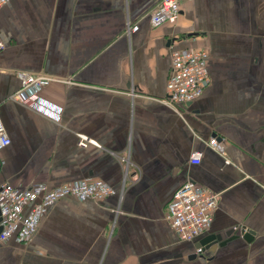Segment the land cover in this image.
I'll use <instances>...</instances> for the list:
<instances>
[{"label":"crops","instance_id":"obj_1","mask_svg":"<svg viewBox=\"0 0 264 264\" xmlns=\"http://www.w3.org/2000/svg\"><path fill=\"white\" fill-rule=\"evenodd\" d=\"M159 1L0 7V110L10 138L0 183L53 188L90 177L115 190L101 201L64 196L30 241L0 243V264H264V0H181L177 20L156 26ZM183 49L208 52L209 80L177 112L163 99L171 53ZM17 71L52 79L38 93L62 108L59 120L13 98ZM79 135L99 146H79ZM214 137L224 156L206 144ZM187 180L219 193L210 226L192 241L166 218ZM215 234L225 243L205 256L201 240Z\"/></svg>","mask_w":264,"mask_h":264},{"label":"built area","instance_id":"obj_2","mask_svg":"<svg viewBox=\"0 0 264 264\" xmlns=\"http://www.w3.org/2000/svg\"><path fill=\"white\" fill-rule=\"evenodd\" d=\"M8 0H0V7ZM181 0H160L150 13V22L159 25L165 22L174 23L180 12ZM138 29L136 24H128L127 32ZM3 44L0 42V50ZM208 52L204 49L174 50L171 53V69L166 82V96L163 102L179 112L178 106L192 102L201 96L208 83L206 65ZM20 87L13 98L22 105L57 121L62 108L41 97L38 89L47 85L52 79L45 75H36L26 71H17ZM10 144L1 118L0 110V151ZM99 146L97 142L84 135H79L78 145ZM206 144L221 155H225L223 142L215 137ZM201 152L194 151L190 155V163L200 162ZM115 190L106 182L90 177L73 180L48 188L45 182H36L29 186H19L8 182L0 183V243L13 238L19 243L31 240L41 218L49 206L63 198L73 196L83 201L91 199L101 201L114 194ZM219 193L202 187L191 180L180 185L167 205L166 218L182 241H192L210 226ZM27 208V210H25ZM201 251V248H198Z\"/></svg>","mask_w":264,"mask_h":264},{"label":"water","instance_id":"obj_3","mask_svg":"<svg viewBox=\"0 0 264 264\" xmlns=\"http://www.w3.org/2000/svg\"><path fill=\"white\" fill-rule=\"evenodd\" d=\"M0 221H1V217H0ZM0 231H1V226H0ZM241 231L243 233L244 238H246L247 235L252 233L251 230H244V228L241 229ZM232 233H234V230L230 229L227 232H225V236L229 238L232 235ZM223 243L225 242L221 234L209 235L205 237L203 240H201V244L204 245L203 254L205 256H210L212 253L215 252L217 247L222 245Z\"/></svg>","mask_w":264,"mask_h":264}]
</instances>
